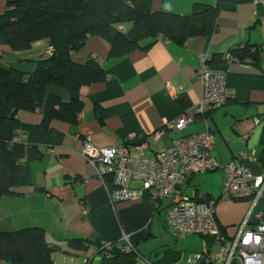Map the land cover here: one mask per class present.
<instances>
[{
	"label": "crops",
	"instance_id": "1",
	"mask_svg": "<svg viewBox=\"0 0 264 264\" xmlns=\"http://www.w3.org/2000/svg\"><path fill=\"white\" fill-rule=\"evenodd\" d=\"M142 3L147 12L175 14L189 12L193 3L214 6L218 12L217 29L211 35L192 36L180 45L162 38L151 42L141 28L120 24L116 28L130 41L140 46L151 43L112 57L108 56V42L100 35H90L79 49L71 51L70 57L76 63L91 57L98 60L104 79L81 87L76 94L56 86L47 88V92L64 100L74 97L81 101L77 121L54 119L42 128L41 110L17 113L19 130L15 141L36 146L41 155L27 162L14 193L0 196V231L41 227L46 241L58 247L52 255L56 264H72L73 257H82L89 264L87 256L99 258V247L122 238L133 247L138 260L149 264H185L189 253L217 249L211 235L171 234L165 222L168 198L157 203L145 192L139 199L111 205V176L100 178L81 155L85 138L97 147H110L124 143L130 134L147 136L161 130V135L149 141L144 150L146 156H152L168 148L177 137L208 129L210 154L219 163L243 154L241 160L253 174H264V160L260 159L264 131V0ZM5 9L6 0H0V13ZM245 44L257 47L259 66L250 60L223 59L213 63L226 71L228 98L221 107L195 113L200 95L196 73L199 56L206 53L211 58ZM47 45L46 39L33 41L25 49L0 45V64L31 72L36 60L45 55ZM0 112L5 116L12 112L3 97ZM182 113L193 117V121L176 125ZM132 147L131 154L135 155ZM222 180L223 174L217 169L188 177L181 189L191 199L202 193L217 197ZM130 186L138 187L139 183L132 181ZM227 201L233 200L218 204ZM237 202L232 217L237 223L235 231L248 208L247 201ZM215 216L230 236L225 221ZM73 238L84 239L85 248L71 246L68 241ZM120 246L127 248L125 243Z\"/></svg>",
	"mask_w": 264,
	"mask_h": 264
},
{
	"label": "trees",
	"instance_id": "2",
	"mask_svg": "<svg viewBox=\"0 0 264 264\" xmlns=\"http://www.w3.org/2000/svg\"><path fill=\"white\" fill-rule=\"evenodd\" d=\"M217 13L216 7L203 3H193L189 12L175 14L147 12L142 0H6V9L0 13V45L25 49L33 41L46 39L53 52L37 59L31 72L0 64V101L3 97L12 109L7 116L0 112V196L14 193L27 162L41 155L36 146L15 141L19 130L17 113L41 110L42 128L54 119L76 122L81 101L74 97L64 100L47 92V88L56 86L76 94L81 87L104 79L98 60L91 57L76 63L70 57L88 36H102L109 44V57L135 47L146 48L159 38L182 45L192 36L214 33ZM124 23L144 30L151 42L140 46L127 39L116 28ZM257 50L245 44L226 54L231 60H250L259 66ZM224 55L214 54L208 63L221 62ZM261 146L260 159L264 160V131ZM68 242L77 249L85 248L84 239ZM57 248L46 241L44 230L38 226L0 231V263L56 264L52 255ZM98 252L101 264L138 263L136 252L121 246H112L108 253L99 247Z\"/></svg>",
	"mask_w": 264,
	"mask_h": 264
},
{
	"label": "built area",
	"instance_id": "3",
	"mask_svg": "<svg viewBox=\"0 0 264 264\" xmlns=\"http://www.w3.org/2000/svg\"><path fill=\"white\" fill-rule=\"evenodd\" d=\"M52 52L53 47L47 45L45 54ZM224 59L231 57L225 54ZM208 60L209 56L202 53L196 68L200 82V95L194 105L197 114L221 107L228 98L226 71L210 65ZM192 121L193 117L182 113L175 124ZM161 132L147 136L130 134L124 143L110 147H97L88 138L83 140L81 155L100 178L111 176L114 187L109 193L110 204L139 199L145 192L157 203L168 198L165 222L174 237L211 235L217 245L215 251L189 253L185 264H264V174H253L242 162L243 154L219 163L210 154L212 141L208 129L177 137L168 148L146 156L144 150L149 141H155ZM131 145L135 155L131 154ZM217 169L223 174L217 197L202 193L191 199L181 189L188 177ZM132 181L139 186L131 187ZM224 200L248 202L232 236L226 235L215 216V204ZM123 243L127 244V251H134L126 238L105 243L102 249L106 252Z\"/></svg>",
	"mask_w": 264,
	"mask_h": 264
},
{
	"label": "rangeland",
	"instance_id": "4",
	"mask_svg": "<svg viewBox=\"0 0 264 264\" xmlns=\"http://www.w3.org/2000/svg\"><path fill=\"white\" fill-rule=\"evenodd\" d=\"M214 182V181H213ZM216 184V183H215ZM237 201H227L224 203H219L218 202L215 204V214L221 218L223 221H225L223 224H227V229H228V234L230 236H232L234 234L235 231V224L237 223H233V213H235V211H237V206L235 204H237ZM216 249V248H215ZM57 255L55 254L54 257H56ZM99 258H97V256H87V259H89V264H101L100 262V256L98 255ZM74 261L72 264H86L83 262L82 257H73ZM70 264V263H67ZM137 264H149V263H144L141 260H138Z\"/></svg>",
	"mask_w": 264,
	"mask_h": 264
}]
</instances>
